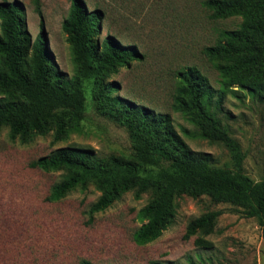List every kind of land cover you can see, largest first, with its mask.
<instances>
[{"label":"rangeland","instance_id":"374dc122","mask_svg":"<svg viewBox=\"0 0 264 264\" xmlns=\"http://www.w3.org/2000/svg\"><path fill=\"white\" fill-rule=\"evenodd\" d=\"M15 1L22 6L23 27L30 39L40 32L42 21L54 64L73 77L76 69L61 29L70 0ZM84 1L90 10L102 12L97 41L110 35L134 46L140 56L110 78L119 89L115 96L168 113L191 151L208 154L218 168H229V151L198 137L195 127L172 110V102L176 74L189 66L197 67L218 88V73L202 51L217 41L222 30L235 29L240 19H210L202 5L205 0ZM237 96H226L220 120L245 154V174L259 182L264 180V97L240 92ZM84 110L79 128L57 142L51 133L25 144L13 142L8 129L0 128V264H78L82 259L92 264H264V239L256 219L243 217L228 204H214L206 196L178 198L173 221L143 246L132 238L146 223L141 210L151 198L149 193L136 199L133 192H127L91 218L88 210L99 196L93 187L47 202L61 172L30 168L29 163L38 157L77 145L91 148L99 158H131L127 130L100 114L90 95ZM183 129L190 136L182 134ZM211 211L222 212L213 232L184 239L188 223ZM197 238L211 245L196 246Z\"/></svg>","mask_w":264,"mask_h":264},{"label":"trees","instance_id":"16d2710c","mask_svg":"<svg viewBox=\"0 0 264 264\" xmlns=\"http://www.w3.org/2000/svg\"><path fill=\"white\" fill-rule=\"evenodd\" d=\"M202 5L212 20L237 17L240 22L235 29L222 30L202 51L218 73V88L197 67H186L176 74L172 110L195 127L198 137L229 151V168H218L208 154L191 151L168 113L115 96L119 89L110 78L140 56L134 46L110 35L96 40L102 28L100 10H90L84 0H70L61 26L76 69L68 77L57 69L46 47L42 21L31 40L23 27L22 6L15 0L0 1V128L8 129L10 140L25 144L49 133L53 142L63 140L79 128L90 95L100 114L127 130L130 141V159L99 158L89 147L70 145L30 162V168L44 173L61 172L47 202L93 187L99 196L88 210L91 218L127 192L136 199L149 193L141 210L146 223L132 238L143 246L173 221L178 198L206 196L256 219L264 239V180L254 182L245 174V154L220 120L228 94L264 97V0H205ZM181 132L190 136L185 129ZM221 213L207 212L190 221L184 239L212 233ZM194 244L211 245L201 238ZM78 264L92 263L82 259Z\"/></svg>","mask_w":264,"mask_h":264}]
</instances>
